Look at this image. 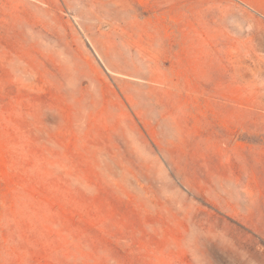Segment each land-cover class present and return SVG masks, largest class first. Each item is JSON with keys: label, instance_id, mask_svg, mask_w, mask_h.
I'll return each mask as SVG.
<instances>
[{"label": "rangeland", "instance_id": "374dc122", "mask_svg": "<svg viewBox=\"0 0 264 264\" xmlns=\"http://www.w3.org/2000/svg\"><path fill=\"white\" fill-rule=\"evenodd\" d=\"M0 264H264V0H0Z\"/></svg>", "mask_w": 264, "mask_h": 264}]
</instances>
